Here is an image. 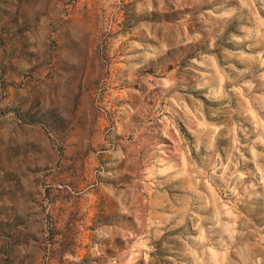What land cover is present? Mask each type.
Wrapping results in <instances>:
<instances>
[{
  "label": "rangeland",
  "instance_id": "obj_1",
  "mask_svg": "<svg viewBox=\"0 0 264 264\" xmlns=\"http://www.w3.org/2000/svg\"><path fill=\"white\" fill-rule=\"evenodd\" d=\"M0 264H264V0H0Z\"/></svg>",
  "mask_w": 264,
  "mask_h": 264
}]
</instances>
